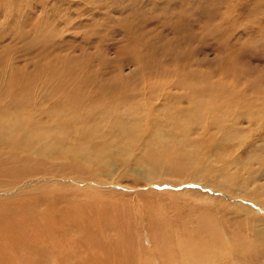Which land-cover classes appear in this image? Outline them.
Returning a JSON list of instances; mask_svg holds the SVG:
<instances>
[{
	"label": "rangeland",
	"instance_id": "rangeland-1",
	"mask_svg": "<svg viewBox=\"0 0 264 264\" xmlns=\"http://www.w3.org/2000/svg\"><path fill=\"white\" fill-rule=\"evenodd\" d=\"M13 4L14 11L11 17L14 18L12 21L15 26L11 33L5 31L7 28L5 15L8 10L0 12V14L3 13L0 15V40L3 38L0 41V48L5 46L1 48L4 50L3 52L8 48L7 55L1 54L0 58V82H2V91H9L6 84V88L4 87V83H8L11 88L14 84L16 90L12 91H18L19 87V91H33V97H35L33 107H35L31 110L32 114L36 116L32 119L33 123L37 120L47 123V110L53 109L54 103L45 100L48 103L46 104L40 97L42 93L39 91L42 90L38 81H40V76L41 79L43 78L42 81H45L46 75L39 74L40 76L35 77L32 75L36 70L42 71L48 67L51 68L57 57H67L69 65L74 64L72 68L77 66L81 72L85 67L86 75L94 76L93 82L88 84V90H93L98 81L129 82L130 91L137 95L135 100L130 102V104L133 103L132 112L135 110L134 105L140 100L153 101L151 104L158 107L161 105L158 103L166 91L174 92L176 95L184 93H181L184 91L183 89L169 86L171 82L177 81L179 76L176 74V66L172 62L176 56L169 57V53L164 52L165 50L174 48L177 53L185 55L190 54L187 51L189 48L196 50L190 55L192 60L187 64L189 71L196 75L214 71V66L217 65L218 60H222V56L218 53L220 46L203 26L208 22L212 24L217 21L216 24H220V29L224 33L227 32V39L235 45L238 41L245 44L248 41V46L258 52V56L249 58L252 61H248L247 58L244 60L243 64L248 67V73L245 77H241L240 83L239 76L227 78L221 74L222 69L219 72L215 71L216 73L210 77L212 85L222 84L230 90V94L227 96H217L213 91L210 100L221 103L228 100L236 102L234 107L237 123L231 120L232 112L225 109L223 111L225 119L223 118L221 123L223 131L213 124H209L210 126L207 128V123L204 129L203 127L197 129L189 140H182L180 137L181 141L178 139V143L173 145L176 146L175 151L181 150L184 156L177 157L176 161H170V166L174 170L169 168L167 173H165V167L162 169L153 167L152 158L147 156L146 147L143 146H145L149 133L143 134V141H140L139 144L130 147L133 150L131 154L124 152V149L128 148L125 136L122 137L116 132L115 125V122L125 124L124 117L128 114L123 112L126 108L124 104H120L119 111L114 113L100 111L96 103L88 105L87 111H92L94 116L85 129V124H79L76 127L71 121H68L69 125H65L63 128H59L57 125H54L55 127L48 125L54 129H46L51 134L61 132L60 129L66 131L65 142L68 145L64 147L61 143H57V148L66 150L69 146L76 144V132H81L84 129L87 131L86 136L89 139L90 150L85 159L78 160L83 169L80 168L78 162H75L76 159L66 161L61 155L54 159L50 153L46 157L50 159L45 160L48 165L43 166L39 174L23 175L14 188L16 192L14 189L0 188V197L2 198L0 199L2 201L4 199L3 202L6 203V206L11 202H16L15 205L28 202L26 200L28 197H37L39 202L32 204L34 210L32 216L36 222H41L39 230L48 233L44 236L49 235L51 240L42 239L41 250H39V246H36L37 243H34L33 250H35L27 249L28 251L25 250V252L32 255V253H36L38 247L37 253L40 255L36 254L35 257L42 256L41 253H51L52 250L53 253H62L61 255H63L61 245L65 243L60 238V228L64 226L66 229L70 228L62 237L63 240L70 239L68 243L79 239L81 233L75 229L77 223L74 218L77 219L78 214H82L83 208L77 209L76 207L84 203L88 204L90 198H96L102 192L108 195L107 192L110 191L112 196L120 195L119 202L121 204H119L123 208L126 207L127 209H125L130 215L127 222L133 226L131 229L134 235L130 244L135 250V253H132L133 259L130 258V264H184L188 256H191V260L187 261V264H264V91H252L250 88L252 81L264 77V55H262L264 54V41L259 40L264 37V0H15ZM179 6L186 10L189 8L190 14L176 17L173 14L174 8ZM213 9H215L214 16L208 18V14ZM203 14H207L205 17L208 18V22L204 18L201 19ZM216 15H218L217 18ZM180 19L193 22L192 28L196 27L193 28L196 31L191 28L186 38L182 34L176 33L175 22ZM4 21L5 23H3ZM171 25L175 28L173 31ZM250 28L252 29L251 37H245ZM24 30H26L27 38L13 35L18 33L23 35ZM253 30L260 31L259 38L253 35ZM156 32V36L148 35V33ZM197 33L200 35L194 37L196 41L194 39L187 41L188 37ZM40 34L44 35L43 39L48 45L37 42L31 45L30 41ZM172 42L174 45L171 44ZM240 47L239 44L234 51L238 53ZM10 48L11 50H9ZM163 53L165 57L162 55ZM159 55L163 61L164 68L162 70L164 73L167 71L170 74L165 73L169 76L166 79L168 83L155 90L149 86L148 75L160 71V64L156 60V56L159 57ZM259 56L261 57L257 58ZM5 57L7 58L5 59ZM12 60L15 64L12 63ZM154 61L157 63L156 68L148 72L146 67L152 65ZM140 62L146 66L144 69L139 67L138 63ZM179 62L182 66L183 62L180 59ZM7 68L9 69L7 70ZM28 72L32 74L29 80H26ZM259 72L260 74H258ZM17 77L19 81H16ZM27 81H30L29 88L25 86ZM153 94L155 95L153 96ZM5 96H2L1 100L7 101V95ZM152 96L154 98H151ZM158 96L160 97L156 99ZM188 104V99L182 98V101L172 105L186 108ZM139 112L137 110L133 114L141 115ZM119 115L123 119H116ZM96 120H100L99 127L93 134L89 132V127ZM149 128L147 127V129ZM204 130L207 132L204 133ZM107 131L109 132L108 136L106 135ZM20 134L16 137L19 138ZM44 137L51 138L48 133ZM105 137L107 139H104ZM30 139H35V135H32ZM43 140L45 139L42 137L38 140L37 151H33L30 144L16 143L14 146L4 144L0 148V165L5 163L8 164L5 167H23L28 162L37 161V154H44L47 147ZM117 140L119 141L117 142ZM111 145H113L110 150L111 157L104 158V149ZM17 148L27 158L26 161H19L16 156ZM151 149L159 157L160 146L151 144ZM79 155L84 156L83 154ZM169 159L171 158H167V160ZM199 170L200 172L197 173ZM156 174L159 176L163 174L160 182L150 180L149 176ZM9 177L11 178L10 175ZM57 177L61 179L59 180ZM193 177L205 179L202 183H214L216 187L205 186L200 181L199 183L186 181ZM7 178L5 175L0 176L1 181L12 179ZM195 191L200 193L197 194ZM47 193L53 197L47 199ZM143 200L153 201V203H149L148 206L143 203ZM239 205L250 207L255 211L251 210L249 214H246V212L238 210ZM257 205L262 209H259ZM147 207L148 209H146ZM69 209H72V220L61 221L59 215ZM143 209H146V214L142 216ZM18 211L20 210H17L16 214L21 216ZM45 211L48 213L43 216ZM49 211H51L50 214ZM146 215L148 216L146 217ZM152 215L160 220L156 219L158 221H155L161 225L160 227L149 222ZM141 216L144 218L142 222H140ZM202 217L211 222L210 224L213 226L206 227L198 222ZM239 219L243 222H239ZM48 220L51 226H48ZM57 220L59 221L57 222ZM239 223L241 224L240 228ZM45 226H47V232ZM224 226L229 228L228 232ZM156 227L157 230L160 228L159 234L163 235L165 239L159 240L158 237H155ZM93 229L102 234L100 236L106 241L117 238L119 235L118 232L109 231L108 228H102V226ZM105 229L106 231H104ZM105 232L107 233L105 234ZM234 232L238 234L235 235ZM16 235L17 233H15L14 240L18 242L19 238ZM235 236L236 238L238 236L239 242ZM190 239L199 244L198 248L202 252L201 254L196 256L197 252L188 247H186L188 253H184L186 256L181 253L184 250L182 246H186ZM261 239L263 241H260ZM203 241L207 242L203 244ZM12 246L13 253H15L16 245L12 244ZM77 249L79 250L78 247ZM92 251L90 250L89 253ZM101 253L104 257L106 250H101ZM71 263L75 264L74 261ZM4 264L12 263L7 261Z\"/></svg>",
	"mask_w": 264,
	"mask_h": 264
},
{
	"label": "bare ground",
	"instance_id": "bare-ground-1",
	"mask_svg": "<svg viewBox=\"0 0 264 264\" xmlns=\"http://www.w3.org/2000/svg\"><path fill=\"white\" fill-rule=\"evenodd\" d=\"M13 1H15V0H13ZM13 1L11 2V0H0V12L8 10V13L5 15V17L7 19L6 20V27L7 28L5 29V31L7 30V32H10V33L12 32L13 27L15 26V23L12 21L14 18L11 17V15L14 11ZM188 9L186 10L184 8H180V6L175 7L173 14L176 15V17L177 16L180 17L181 15H186V14L189 15L190 13H189ZM194 9L195 8H193L192 10H194ZM214 10L215 9H213L212 12H210V14H208L209 15L208 18H211L214 16V14H215ZM16 12H17V10H16ZM200 12H202V11L200 10ZM191 13H193V12H191ZM1 14H3V13H1ZM205 15H207V14H205ZM205 15L203 17L201 15V19L204 18L208 22V18L205 17ZM217 16L218 15H216V18H217ZM186 20L180 19L177 22H175V27L177 28L176 33L178 32L179 35L182 34L185 38L188 36V34L190 33L191 28L193 26L192 25L193 22L190 23ZM2 21H3V19H2ZM211 22H212V20H211ZM216 22L217 21L212 22V24H210L208 22L207 24L203 25L205 30L212 36L211 38H213L216 41L217 45L220 46V48L218 49L220 51H218V53L220 56H222V60L217 61V65H216L217 67L214 66V68H213L214 71L213 72H206V73H203V72L199 73L200 76L196 75L194 72L189 71V67L187 64L191 63L192 56H190V55L193 54V52H195L196 50L189 48L187 50L188 53H190L189 55H185L184 53H177L176 52L177 50L174 48H170V49L165 50L164 52L169 53L168 54L169 57L171 55L176 56V58H174V59L171 58V59H173L172 62L176 66L175 72L179 76L177 78V81L171 82L169 86L170 87H177L178 89H183L184 91H182L181 93H183V92L184 93L181 95H176V93H174V92L166 91V93H164L163 97L161 98L162 102L160 101L158 103V104H161L158 107H154L153 104H151L153 101H145V100H140L141 102L138 101L136 103V105H134V109H135L134 111L139 110L140 111L139 113H141V115L133 114L134 111L131 112V108L133 107V103L130 104V102L135 100V96H137V95L135 93H132V91H130V89H129L130 83L129 82H126V81H119V82L115 81L114 82L113 80L105 81V82H103V81L99 82L98 81L96 83L97 86L94 87L93 90H88V84L93 82L94 76L86 75V72L84 71L85 67H83L84 69L81 72L77 66H76V68H72V66H74V64L69 65L70 62H67V57H65V56L55 58L56 60H54V65L53 66L51 65V68L48 67L42 71L36 70L32 75L33 77H35L39 74L46 75L45 81H42L43 78L41 79V76L39 75L40 81H38V82H40V87L42 90V91H39V93H42L40 96L41 99H43L42 101L45 102V100H49V101H52L54 103L53 109L47 110L48 111L47 123H44V122L39 121V120H37L34 123L32 121V119L36 117L35 114H32L33 112L31 110L35 107V106L33 107V103H34L33 101L35 99V97H33V91H19V88H20L19 86H18L19 87L18 91H12V90H16V89H14L16 87H14V84H13V86H12L13 89H12L8 83H4V87L6 84L7 89L9 88V91H7L6 89H5L6 91H2V87H1L2 82H0V148L4 144H8L9 146H14V144L19 143L20 145L30 144V148L33 151H37V148H38L37 143H38V140L40 139V137L45 139L43 141L45 142V144H47V147L44 150V154L38 153L37 154L38 160L35 162H28L23 167H18V166L5 167L8 164H5V163L1 164L0 165V176L5 175L8 177L7 179H9L10 178L9 175H10L12 179L10 178L11 180H9V181H1L0 180V185H1L0 188L6 189V190L7 189H9V190L14 189L16 187V184L18 182H20L19 180L23 175L28 174L29 176H33V175L41 173L40 169L43 166L48 165V163L45 160L50 159V158H46L50 153H51V157L54 159L58 158L59 155H61L66 161H69L71 159H76L75 162H78L80 168L83 169L80 161H78V160L85 159V157H87V154L90 150L88 147L89 139L86 136L87 131L86 130L84 131V129L86 128V126L88 125V123L90 122V120L94 116V113L92 111H87V106L92 105L94 103H96L99 106V110L104 112V113L117 112V111H119L118 108H119L120 104L126 105L125 111H123L124 113L128 114L127 115L128 117L127 116L124 117L125 124H122L120 122H117V123L115 122V125L117 127L116 132L119 135H121L122 137L125 136L124 139L126 141V145L128 148L124 149V152L126 154H131L133 150L130 147H132L133 145L139 144L140 141H143V139H142L143 134L145 135L146 133H149V135L147 137L148 139H147V141H145V146H143V147H146V150H147L146 153H147L148 158H150V159L152 158L151 163H152L153 167H160L161 169L163 167H165L166 168L165 173L168 172L169 168L174 170V168L170 166V161H172V160L176 161L177 157L184 156L183 153L181 152V150L175 151L176 146L173 145L174 143L175 144L178 143V139L180 140V137L182 138V140H189V138L195 134V131L197 129L202 128V127L204 129L206 127L207 123H208L207 128H209V126H210L209 124H213L214 126H216V128L220 129V131L221 130L223 131L224 128L221 125V123H222L223 118L225 119V116L223 115V111H225V109H229V111L232 112L231 120L233 122L237 123L236 109L234 107V104L236 102L228 100V101L221 103V102H217L214 100H210V98L212 97L211 94L213 91L217 94V96L218 95L227 96L228 94H230V90H228L226 88V86H224L222 84L212 85L210 83V79H211L210 77L212 74H215L216 72H219L222 69L221 74L227 78H229V76H231V77H238L239 76V83H240L241 77L242 78L245 77L246 74L248 73V67L243 64L244 60L247 58L248 61H250L251 59H249V58L258 56V52L255 49L248 46L249 45L248 41H247V44L242 43V41H238L237 45H235L233 42H231L229 39H227V37H228V34L226 35L227 32L224 33L220 29V24L219 23L216 24ZM3 23H5V21ZM166 23L168 24V22H166ZM197 24L199 25V23H197ZM171 27H172V25H171ZM193 28H196V27H193ZM173 29H175V28L172 27V31H173ZM193 30H195V29H193ZM185 32H187V33H185ZM251 33H252V29L250 28L249 30H247V34H246L247 36H245V37H251ZM156 34H157V32L156 33H148V35H151V36H156ZM198 34L199 33H197L196 35H192V36L188 37L187 41L194 39L195 36H199L201 34V32L199 35ZM259 34H260V31L257 32L255 30H253L254 36H257L259 38L260 37ZM6 35H8V34H6ZM13 35L18 36L19 38H27L26 37V35H27L26 30H24L23 35L20 33H18L17 35L16 34H13ZM43 37H44V35H42V34L37 35V37L34 38L33 41H30L31 45L34 44L35 42L42 43L43 45H48V43H46L44 41ZM178 38H179V36H178ZM138 40L140 41V39H138ZM259 40L264 41V37L260 38ZM171 44L174 45L173 42ZM239 44L241 45V47L239 48L238 53H236L234 51V49H237ZM223 45H226V46H223ZM4 47L2 46L1 48H4ZM1 48H0V58H1V54L6 56L7 55L6 51H8V48H7V50L5 49V52H3L4 50H2ZM148 49H150V48H148ZM9 50H11V48ZM161 51L158 50V52H161ZM162 55L164 56V53ZM262 55H264V54H262ZM177 56L183 62L182 66H181ZM260 57L261 56H259L257 58H260ZM6 58L7 57H5V59ZM13 60H12V63L15 64V62ZM156 60L160 64V67H161L160 71L154 72L152 74L149 73V75H148L149 86L155 90L168 83V81H166V79L169 76L166 75L165 73L170 74L166 70H165L166 71L165 73L162 70L164 67L162 66L163 61H161L160 55H159V57L156 56ZM7 61H9V60H7ZM136 63H137V61H136ZM138 65L141 69L142 68L144 69V67H146L141 62L138 63ZM8 66H11V65H8ZM79 66H81V65H79ZM156 66H157V63L154 61V63L152 65L147 66L146 68L148 69V72L149 71L151 72L156 68ZM8 69L9 68H7V70ZM79 72H80V74H79ZM9 73H10V71H9ZM31 74L29 73L28 77H26L27 75L26 76L24 75L27 78L26 80H29V77ZM258 74H260V72ZM15 75H17V74H15ZM15 75H13V76H15ZM20 76H22V75H20ZM39 76H38V78H39ZM18 77H19V74H18ZM18 77H17V79H18ZM33 77H31V78H33ZM31 78H30V80L32 82ZM2 79H1V81H2ZM17 79H16V81H19V79L18 80ZM255 80H257V81H252L250 84L251 90L252 91H264V77L262 76V78H257ZM41 81L47 86H45ZM29 82L27 81V83H25V86L28 87ZM16 84H17V82H16ZM19 84H20V82H19ZM2 86H3V84H2ZM22 86L23 85L21 83V87ZM47 90H49V91H47ZM22 93H24V94H22ZM5 95H7V101L1 100V97L5 96ZM12 95H14V96H12ZM154 95L155 94H153V96ZM153 96L151 98H154ZM21 97H23V98H21ZM159 97L160 96L156 97V99H158ZM182 98L188 99L189 104L186 108H182L180 106L177 107V106L172 105L174 103H179L180 101H182ZM46 104H48V103H46ZM51 106H50V108H51ZM151 114H153V115H151ZM155 115H159V116L156 117ZM116 119L119 120V119H123V118L120 117V115H119ZM100 120H96L94 123H92L90 125V127H89L90 133L94 134V131L96 129H98ZM208 120H209V122H208ZM68 121H71V123L74 124L76 127H78L79 124H81V125L85 124V127H84L83 131H81V132L77 131L76 132V136H75L76 144L69 146L68 149L65 150V148H57L56 145H57V143H61L62 145H64V147L68 145L65 142L66 131L60 129L61 132H59V133L53 132V134H51V133L47 132L46 129H49V130L52 129V127H48V125H50V126L57 125L59 128H63V126L69 125ZM144 124H145L146 128H145V126L143 127ZM147 127H150L152 130L150 128L147 129ZM52 130H54V129H52ZM77 130H80V129L77 128ZM205 132H207V131L204 130V133ZM229 132H230V130H229ZM46 133H48V135H50L51 138L46 139L44 137V135ZM19 134L21 136L19 138H17L16 135H19ZM32 135H35V139L29 140V138L32 137ZM106 135L107 136L109 135L108 131H107ZM104 139H107V137H105ZM118 141L119 140H117V142ZM151 144H155V145L160 146L159 157L151 149ZM112 148H113V145L104 149V158L111 157L110 150ZM79 154H83L84 156L81 157ZM16 156L18 157L20 162H24L27 160V158L25 156H23V154L21 153L19 148L16 149ZM167 158H171V159L167 160ZM65 163H67V162H65ZM79 166H77V167H79ZM47 170H50V169H47ZM199 172H200V170L197 173H199ZM203 174H204V172H203ZM162 175L163 174H161L160 176L158 174L150 175L149 178L152 182H160L161 178L163 177ZM59 176H61V175H59ZM57 178L59 179V177H57ZM61 178H62V176H61ZM204 180L205 179H198V178L193 177V178L187 179L186 181L192 182V183H199V181H200L202 183ZM202 184L205 186L211 185V187L212 186L216 187L214 183H211V184L202 183ZM14 191H15V189H14ZM109 192H107L108 195L106 193L102 192L96 198L95 197L90 198L89 202L87 201L88 204L84 203L83 205L81 204V206L76 207L77 209L83 208L82 214L81 215L78 214L77 219L74 218V221H76V223H77V228H75V229H76V231L81 233L79 239H74L72 242L68 243V241L70 239H68V240L64 239L63 240L62 237H64L65 232L69 231L70 228L66 229L65 226L64 227L62 226L63 228H60L61 229L60 238L65 243V244L62 243V245H61V248H62L61 250H63V252H64L63 255H61L62 253H53L52 252L53 250H52L51 253H41L42 256L37 255L36 257H35L36 254L40 255V253H37L38 247H37L36 253H32V255L30 253H26L28 251L27 249L33 250V246H35L34 243H37L36 246H39V250H41V246H42L41 240L42 239L51 240L49 235L44 236V234L47 235L48 233L46 234L43 231L39 230L41 222H39V221L36 222L35 218L32 216V212L34 211L32 204L39 203L37 201V197H28V198H26V200L28 202L18 203L17 205H15L16 202L15 203L11 202L10 203L11 205L9 204L7 206L5 205L6 203L3 202L4 199L2 201L1 200L2 198L0 197L1 198L0 199V258H1L0 264H4L7 261L11 262L12 264H72L71 263L72 261H74L75 264H130L129 263L130 258L133 259L132 253H135L133 246L130 244L131 238L134 237L133 231L131 229V227H133V226L131 225L130 222H127L128 219H130L129 218L130 215L126 210L127 208L125 207L126 208L125 209V208H123V206L120 205L121 204L119 202L120 195L115 194L114 196H112V194ZM195 192L197 194L200 193L199 191H195ZM109 194H111V196H109ZM51 197H53V196H51L50 193L49 194L47 193L46 198L48 199ZM241 197H243V196H241ZM246 198H248V197H246ZM144 199H145V197H144ZM117 200H118V202H117ZM245 201H248V200L245 199ZM143 203H145L146 205L149 206V203H153V201L143 200ZM54 206L57 207V205H54ZM258 206L259 205H257V207ZM238 208H239L238 210H240L241 212H246V214H249V211L251 212V210L255 211L254 209L247 207V206H244V205H239ZM72 209L66 210L61 215H59L61 217V221L62 220L67 221V219L72 220V218H73V213L71 212ZM89 209H90V212H88ZM146 209H148V207ZM146 209L142 210V216L146 214L145 213ZM259 209H262V207L259 206ZM17 210H20L18 212H20L19 214L21 216H18L16 214ZM50 212L51 211H49V214H50ZM126 212H127V214H126ZM47 213L48 212L45 211L43 216L46 215ZM52 213H53V211H52ZM142 216H141L142 220L140 222L144 221V218H142ZM147 216L148 215H146V217ZM38 218L40 219L39 216H38ZM45 218H48V217H45ZM156 219H158V218H156V216L152 215V218L150 219L151 221H149V222L155 223V221L159 220V219L158 220H156ZM58 221L59 220H57V222ZM198 222H200L201 224H203L206 227L213 226L210 224L211 222L206 221L204 217H202ZM239 222H243V221L241 219H239ZM60 223H62V222H60ZM220 223H222V222H220ZM47 224H48V226H51V225H49L50 224L49 220L47 221ZM56 225H57V223H56ZM155 225H157V227L161 226L158 223H155ZM97 226H99V227L102 226V228L106 227L109 229V231L118 232L119 235L117 236V238L109 239L108 241H106L105 238H102V236H100L102 234H99L98 232H96L95 229H93L94 227H97ZM157 227H156L155 233H154L155 237H158L159 240L165 239V237L163 235L159 234L160 228L157 230ZM201 227H202V225H201ZM206 227H204V228H206ZM240 227H241V224L239 223V228ZM44 228L46 231L47 226H45ZM224 228L227 230V232L229 231L228 230L229 228L227 229L226 226H224ZM50 230H52V229H50ZM50 230H49V233H50ZM53 230H55V229L53 228ZM206 230H209V229L206 228ZM104 231H106V229ZM209 232H210V230H209ZM215 232H216V230H215ZM230 232H233V231H230ZM15 233H17L16 236L19 238L18 242H17V240H14L15 239ZM59 233H60V231H59ZM106 233L107 232H105V234ZM233 234H231V235H233ZM237 234L238 233H235V235H237ZM52 236H54V235H52ZM229 236H230V234H229ZM229 238H225V239H229ZM235 238H236V236H235ZM155 240H157V239H155ZM236 240L239 242L240 239L238 240V236H237ZM58 241H60V240H58ZM231 241H232V239H231ZM260 241H263V240L261 239ZM206 242L207 241H203V244ZM235 243H236V241H235ZM12 244L16 245L15 253H13L14 250H13ZM51 245H52V242H51ZM234 245H236V244H234ZM77 247L79 248V250L77 249ZM182 247L184 250H182L181 253H183V254L188 253V251L186 250V247H188L191 250L196 251L197 252L196 256L202 253L200 251V249L198 248L199 244L196 241H194L193 239H190L187 242L186 246H182ZM58 248L59 247L57 246V249ZM239 249L241 250V248H239ZM25 250H26V252H25ZM90 250H93L92 253H89ZM101 250H106V255L104 257L102 256L103 253H101ZM82 252H86V253H82ZM95 252H97V253L95 254ZM153 252H154V250H153ZM182 257H184V256H182ZM197 258H199V257H197ZM189 260H191V256L187 257V260L185 261L184 264H187V261H189ZM67 261H69V262L67 263Z\"/></svg>",
	"mask_w": 264,
	"mask_h": 264
}]
</instances>
